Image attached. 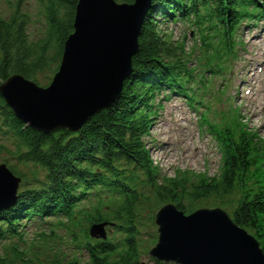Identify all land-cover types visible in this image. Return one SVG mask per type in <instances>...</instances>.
I'll use <instances>...</instances> for the list:
<instances>
[{"label":"trees","instance_id":"16d2710c","mask_svg":"<svg viewBox=\"0 0 264 264\" xmlns=\"http://www.w3.org/2000/svg\"><path fill=\"white\" fill-rule=\"evenodd\" d=\"M25 1H13L7 17L0 14V82L13 74L36 82L42 73H55L64 41L72 32L78 0H34L44 22L36 40L29 37V18L22 12ZM260 1L152 0L131 58L132 72L123 82L119 99L74 133L62 129L45 133L25 126L0 95V155L8 152L14 159L15 164H6L13 174L26 177L22 166L30 169L35 180L33 186L22 185L15 202L0 210V247L7 239H21L23 222L53 217L58 226L63 219L82 227L85 240L78 248L88 255L84 264H141V254L149 247L143 246L139 236V212L146 208L152 216L169 202L186 214L198 207H229L234 222L256 237L264 253V182L259 174V164L264 167V141L223 127L217 132L222 145L218 175L183 172L162 177L143 140L151 127L157 95L163 89L186 95V84L193 80L181 57L182 47L170 40L162 24L191 23L228 45L227 37L245 17L264 13V0ZM38 171L45 180H39ZM101 221L117 222L116 238L89 239L88 224ZM147 235L150 245L154 244L156 232L152 229ZM10 249L12 257L0 249V264L24 260L23 252ZM77 258L66 264H81Z\"/></svg>","mask_w":264,"mask_h":264},{"label":"water","instance_id":"95a60500","mask_svg":"<svg viewBox=\"0 0 264 264\" xmlns=\"http://www.w3.org/2000/svg\"><path fill=\"white\" fill-rule=\"evenodd\" d=\"M152 0H78L60 65L46 87L13 74L0 82L4 103L25 126L76 132L96 112L114 106L132 72L141 24ZM20 178L0 163V210L16 199ZM158 261L175 264H264L258 242L222 209L184 214L172 203L155 213ZM96 225L89 233L96 236ZM102 236L101 234H99Z\"/></svg>","mask_w":264,"mask_h":264},{"label":"rangeland","instance_id":"374dc122","mask_svg":"<svg viewBox=\"0 0 264 264\" xmlns=\"http://www.w3.org/2000/svg\"><path fill=\"white\" fill-rule=\"evenodd\" d=\"M13 1L15 0H0V14L7 17ZM25 2H28V5L22 7V12L24 11L29 18V37L36 40L42 34L44 22L35 1ZM255 23L252 26L246 24L240 26L234 35L236 43L233 53L228 56L223 52L221 56L225 70L214 77L208 71L213 67L207 66V62L216 56V41L210 38L200 41L196 29L181 21L162 24L161 29L169 35L170 40L182 47V59L190 60L188 68L198 71L194 80L202 79V83L197 84L199 88L197 99L201 103L199 105L194 103L195 107H190L182 98L169 97L162 100L164 97H159L151 130L145 137V142L160 174L171 177L176 173H182L181 171L204 173L208 176L218 173L220 167L218 144L205 129L203 117L200 115L205 114L208 122L219 125L231 124L236 116L241 128L246 127L258 138L264 139V22ZM205 34L209 36L208 33ZM53 75L54 73H42L38 75L36 82L40 87H46L52 81ZM251 86L255 92L257 91L258 97L255 95L250 101L248 97L251 94ZM1 162L7 165L15 164L8 152L0 155ZM19 167L26 177L16 175L20 178L16 187L17 192L24 186L35 184L30 169ZM37 174L39 180H45L42 171H38ZM197 209L199 207L191 212ZM149 213L146 208L140 212L143 223L140 227V236L143 241L147 238L145 230H152L148 219ZM47 220L49 221L43 224L26 222L22 229V239L3 242L1 252L11 257L12 247L23 252L24 260L17 259L13 264H49L55 260L60 264H66L68 260L77 257L82 259L81 264L86 263L85 253L78 248L84 237L82 227L71 222L58 226L55 225L57 222L55 219ZM83 223L86 225L85 222L81 225H84ZM105 229L106 226L102 227L101 231L104 233ZM113 230L114 227H109L107 235ZM143 246H148V242L144 241ZM145 256L147 259H142L141 264H154L148 260L147 254Z\"/></svg>","mask_w":264,"mask_h":264},{"label":"bare ground","instance_id":"6f19581e","mask_svg":"<svg viewBox=\"0 0 264 264\" xmlns=\"http://www.w3.org/2000/svg\"><path fill=\"white\" fill-rule=\"evenodd\" d=\"M251 69H252V66L250 67V69H249V72H251ZM255 89H254V87L253 86H251V94H249V97H248V99L251 101V99L257 94V91L255 92L254 91ZM257 97H258V95H256ZM247 111H249V110H247ZM155 124V123H154ZM165 150V149H164ZM184 156H185V154H184ZM32 223V222H31Z\"/></svg>","mask_w":264,"mask_h":264}]
</instances>
